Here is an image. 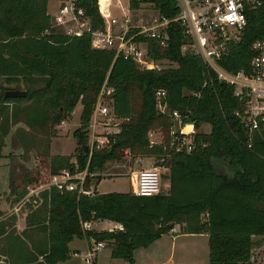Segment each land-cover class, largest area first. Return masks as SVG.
<instances>
[{
	"label": "trees",
	"instance_id": "obj_1",
	"mask_svg": "<svg viewBox=\"0 0 264 264\" xmlns=\"http://www.w3.org/2000/svg\"><path fill=\"white\" fill-rule=\"evenodd\" d=\"M146 3L168 19L178 13L175 0H129L128 7L136 10ZM47 6L48 0H0V79L8 84L22 81L27 92L24 98H5L7 89L0 86V156L10 128L20 122L28 127L15 130L22 155L43 143L48 153L52 137L37 139L31 130L48 127L49 136H55L54 126L69 118L80 102L79 126L72 132L75 154L50 156V173L86 169L84 187L88 188L90 174L120 160L128 150L133 156L159 160L156 165L166 168L168 190L150 196L131 191L85 195L50 186L41 191L35 208L28 204L32 210L22 235L7 230L9 221L0 220L6 246L25 249L18 263L66 261L68 244L76 237L105 241L112 257L133 264L135 249L178 226L181 233L207 234L208 264H252V237H264V122L252 132L244 127L235 111H243L246 98L235 96L233 84L219 80L199 55L181 51L185 37L178 22L169 23L165 47L141 37L162 68L139 69L114 49L92 46L91 32L104 29L98 0L75 1L89 21V30L81 36L58 32ZM257 40L264 41V0L246 13L240 39L230 42L229 53L217 64L231 74H251L252 45ZM104 82L114 89L115 114L126 119L120 132L110 136L109 149L93 148L90 154V117ZM157 89L166 91V105L179 111L183 122L194 123L197 132L190 152L168 146L171 119L156 109ZM202 123H209V133L198 131ZM157 129L163 142L151 145L149 132ZM216 163L224 170L218 171ZM14 191L17 198L26 193L18 187ZM97 219L121 223L124 230L82 229V222ZM35 228L44 234L38 244L28 234Z\"/></svg>",
	"mask_w": 264,
	"mask_h": 264
},
{
	"label": "built area",
	"instance_id": "obj_2",
	"mask_svg": "<svg viewBox=\"0 0 264 264\" xmlns=\"http://www.w3.org/2000/svg\"><path fill=\"white\" fill-rule=\"evenodd\" d=\"M76 0H60L58 18L65 27V34L81 36L89 30V21L83 16V10L75 6ZM100 3V0H98ZM178 13L171 19L162 17L156 10L150 17L147 25L142 22L134 24L131 22L130 9L128 7L121 20L111 17L108 13L109 4L104 8L99 7V12L104 20V29L91 32L92 46L94 48L114 49L123 58L132 61L139 69L162 68L161 63L154 60L148 53L146 39H155L159 46L165 47L169 40L168 25L170 22H178L183 28L185 42L181 45L182 52H190L199 55L208 66L216 73L221 81L233 84L234 95L245 99L242 112L235 111V115L248 132L258 128L260 122H264V41L257 40L252 48L255 55L251 59L252 73L247 75L243 72L231 74L223 70L218 60L226 56L229 51L230 42L240 39L246 25V13L261 5L262 0H175ZM109 2V1H108ZM101 5V4H100ZM139 9V8H138ZM137 10V9H136ZM133 11V10H132ZM69 19L72 25H66ZM106 20V23H105ZM141 21V19H139ZM118 25L113 31L112 27ZM114 89L104 82L93 106L89 126L93 127L88 147L90 154L92 149L103 150L111 146L110 136L120 132V125L126 118L119 117L113 109ZM156 109L159 113L171 119L168 132V146L174 151L190 152L194 148L193 135L197 132L193 122L184 121L183 116L177 110H170L165 103L166 91L157 89L154 91ZM186 117V116H185ZM189 125L190 129L185 130ZM96 126L101 131L94 130ZM149 132V143L157 144L163 142L151 138ZM130 154L128 150L125 153ZM153 156H145L143 160L137 158L136 163H141L139 168L130 171L131 192L136 195L150 196L161 192L162 174L160 165L153 162ZM160 166V167H159ZM166 170V168L164 167ZM87 170L71 173L67 169L57 174H48L46 183L26 187V193L20 198L18 205L28 203L36 207L41 202V191L55 186L59 189H77L79 193L93 195L94 188L84 187ZM90 176H94L90 174ZM92 220L81 223L83 230H92ZM107 231H123V225L112 221L106 228ZM173 230V229H171ZM105 241L91 239V243L84 255L87 264H94L97 252L105 247ZM264 249V247H263ZM253 248L251 249V253Z\"/></svg>",
	"mask_w": 264,
	"mask_h": 264
},
{
	"label": "rangeland",
	"instance_id": "obj_3",
	"mask_svg": "<svg viewBox=\"0 0 264 264\" xmlns=\"http://www.w3.org/2000/svg\"><path fill=\"white\" fill-rule=\"evenodd\" d=\"M109 1V2H108ZM59 2L60 0H49L48 1V14L52 18V26L58 31L65 33V27L62 25L60 20L58 18V9H59ZM101 4V5H100ZM109 4L110 11L108 13L111 17H115L118 20L122 19L123 14L128 11V4L129 0H102L100 3L98 1V8L99 7H105ZM130 17L131 22L134 24L143 23L144 25H147L150 21V17H152L154 12V8L149 3L140 5L139 9L137 10H130ZM141 19V21H139ZM67 23L66 25H72L71 21L69 19L65 20ZM106 23V20H105ZM113 31L115 29H118V25L112 27ZM0 86L1 89H25L26 85L20 81L18 83H12L8 84L6 81L0 79ZM36 87L41 86V84L35 85ZM80 102L76 105L74 112L70 115L69 118H66L64 121H62L60 124L54 126V132L55 136H49V132L45 129H39L35 128L34 130H31V133L37 138L45 140L46 137H52L49 140L48 144V153L47 148L45 147V144H39L38 148L32 149L27 156H23V149L17 139L15 130L17 127L25 128L28 130V127H26L25 124L22 122L12 126L6 135L4 139V146L1 149V156H0V194H3V192L7 188V181H10L9 188L6 193V198L9 200L12 199L13 202L19 201L21 197L17 198V194L15 193V189L18 187L20 188V191L25 190L27 186H37L39 183H46L48 180V174L50 173V156L51 151L57 153L56 155H70L75 154V149L77 147L76 140L72 136V132L75 128L79 126V117H80ZM91 124V122H90ZM121 128V125H120ZM30 130V129H29ZM93 127L89 126L88 129V143H90V135L92 133ZM94 130L101 131L102 128L100 126H96ZM47 131V133H46ZM200 132L209 133L210 131V125L209 123H204L203 126L198 129ZM164 137L162 132L160 130H153L151 138L160 141V138ZM145 156H133L132 154H128L125 151L123 152L122 158L117 161H109L107 162L103 169L100 172H95L94 176H91V184L90 186L97 183L98 179H101L97 190L100 192L103 191H116V192H124V191H131L132 187L130 184V176L128 175L129 171H132L136 168H139L141 163H136L137 158H141V160L144 159ZM75 161V159H72V162ZM26 162H34L31 169L26 171ZM155 164H160V161L156 158L153 160ZM219 166H223L222 164L216 163ZM160 167V166H159ZM223 169V168H222ZM28 172L26 176L28 175L27 179L24 177V173ZM160 172L162 174V180H161V192H166L168 189L165 187V184H168L167 179L164 178L163 174L166 172L164 167H160ZM26 181V182H25ZM12 195V196H11ZM31 206V205H30ZM20 209L18 212V217L15 214L16 219L19 220L23 217L22 213H25L30 209L28 203L24 205H19ZM8 213L7 216H5V213ZM1 214L0 220L8 221L10 219L11 211L6 210L0 211ZM10 215V216H9ZM17 221V220H16ZM96 221L97 224L93 225L98 229H104L110 225V222L106 221V219H97L92 220V223L94 224ZM24 222V219H23ZM91 243V241H90ZM71 248H77L78 250L84 252L87 249V241L85 239H79V238H73L71 241ZM109 249L107 246L102 251L98 253L97 257V264H105L108 262L107 257L105 255V251ZM82 254L80 253V258ZM110 258L112 260H119L123 258H114L110 254ZM83 264H85L83 262Z\"/></svg>",
	"mask_w": 264,
	"mask_h": 264
},
{
	"label": "crops",
	"instance_id": "obj_4",
	"mask_svg": "<svg viewBox=\"0 0 264 264\" xmlns=\"http://www.w3.org/2000/svg\"><path fill=\"white\" fill-rule=\"evenodd\" d=\"M49 1V0H48ZM48 11V6H47ZM110 11V8L108 9ZM80 107L82 109V106L80 104ZM80 109V112H81ZM75 110V109H74ZM74 112V111H73ZM72 112V113H73ZM204 123H202L199 127L203 126ZM51 155H56L57 153L52 152ZM61 155V154H59ZM34 162H26V171L31 169ZM218 171L224 170L223 166H219L215 164ZM223 168V169H222ZM28 172L24 173V177H26V174ZM128 175L130 176V171L128 172ZM100 182V181H99ZM98 183L92 185L94 190L98 193H107L111 191H103L100 192L97 190ZM10 181H7V188L3 192V194H0V211H11V216L9 221L10 227L7 230H13L15 235H22V231L27 228L26 226V216L32 209H28L27 212L22 213L23 217L19 220L16 219L15 214L18 217L19 212V205L17 201L16 203L13 202L12 199L6 198V193L9 188ZM165 187L168 189V184H165ZM20 191V188H19ZM119 192V191H118ZM127 192V191H124ZM6 196V197H5ZM12 196V195H11ZM20 199V198H19ZM35 208V207H32ZM2 215L4 213H1ZM0 214V215H1ZM6 214V215H5ZM4 215L7 216V212ZM2 217V216H0ZM24 219V222H23ZM17 220V221H16ZM101 220V219H100ZM110 222V225L112 221L106 220ZM98 221H96L94 224H92V230L96 231H102L104 229H98L93 225H96ZM33 228V226H32ZM28 234H30L31 241H34V243H37L39 239L44 238V234H42L40 231H38L36 228L32 231H28ZM5 235L0 236V264H19L20 259H22L25 256V249L19 250L18 247H12L6 246L5 241ZM81 239V238H79ZM254 241L253 245V251L251 253L250 261L252 264H264V237L262 236H253L252 237ZM87 248L89 246V243L91 241L87 240ZM38 244V243H37ZM43 245V244H42ZM41 245V246H42ZM71 242L68 244L70 255L69 258L66 261L59 262L57 264H87L84 260V255L87 251V249L82 252L78 250L77 248H71L70 247ZM109 247L105 251V255L107 257L108 262L105 264H128L127 261L124 259L119 260H112L110 258L111 254V248L109 245H105L100 251H102L104 248ZM99 251V252H100ZM97 252V256L98 253ZM80 253L82 254L81 258ZM41 260L42 258L39 257ZM133 264H208V236L205 233L200 234H187V233H181L178 226H174L173 230L169 231L166 234L161 235L158 239L153 241L151 244H149L146 247H139L135 249L133 253ZM94 264H97V257L95 258Z\"/></svg>",
	"mask_w": 264,
	"mask_h": 264
},
{
	"label": "water",
	"instance_id": "obj_5",
	"mask_svg": "<svg viewBox=\"0 0 264 264\" xmlns=\"http://www.w3.org/2000/svg\"><path fill=\"white\" fill-rule=\"evenodd\" d=\"M27 92L25 89H7L4 91L5 98H24L26 97ZM86 149V146H85Z\"/></svg>",
	"mask_w": 264,
	"mask_h": 264
},
{
	"label": "bare ground",
	"instance_id": "obj_6",
	"mask_svg": "<svg viewBox=\"0 0 264 264\" xmlns=\"http://www.w3.org/2000/svg\"><path fill=\"white\" fill-rule=\"evenodd\" d=\"M101 7H102V6H101ZM102 8H104V7H102ZM189 129H190V126L187 125V126L185 127V130L188 131Z\"/></svg>",
	"mask_w": 264,
	"mask_h": 264
}]
</instances>
